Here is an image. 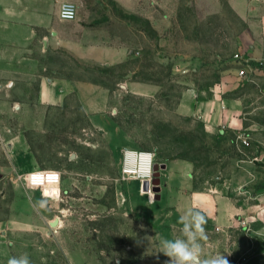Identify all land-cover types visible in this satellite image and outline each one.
<instances>
[{"label":"rangeland","instance_id":"rangeland-1","mask_svg":"<svg viewBox=\"0 0 264 264\" xmlns=\"http://www.w3.org/2000/svg\"><path fill=\"white\" fill-rule=\"evenodd\" d=\"M136 2V13L117 0H83V7L78 6L96 14L86 26L105 29L106 37L126 49L128 57L119 65L85 68L65 52L50 51L42 34L26 38L23 45L0 31V101L12 105L7 106L10 111L0 108V162H10L7 143L19 136L38 164L33 172H48L50 183L44 191L53 196L32 188L43 202L41 226L31 235L14 237L7 259L27 254L31 264H166L160 227L149 216L162 202L153 191H145L141 181L122 179L126 150L150 152L156 164H166L162 186L174 162L193 165L195 189H200L233 175L241 160L256 178L253 188L264 191V138L227 127L208 132L197 113V103L212 99L219 89L232 96L263 94L255 84L243 86V81L233 91L224 88L241 68L236 55L242 54L246 21L229 0ZM8 44L13 52L4 57L2 49ZM263 68L256 62L250 77ZM55 80L68 84L64 100L58 106L44 105L43 85ZM77 80L105 88V114L93 119L102 129L92 124L76 98L72 88ZM138 84L152 90H136ZM186 93L195 99L194 110L181 107ZM87 94L92 100L94 91ZM263 111L251 115L263 125L262 135ZM0 183V219H6L9 197L18 191L8 181ZM164 204L167 208L166 199ZM57 218L60 224L52 228ZM261 227H250L258 233L233 231L232 264L242 257L248 259L246 264H264Z\"/></svg>","mask_w":264,"mask_h":264},{"label":"crops","instance_id":"crops-1","mask_svg":"<svg viewBox=\"0 0 264 264\" xmlns=\"http://www.w3.org/2000/svg\"><path fill=\"white\" fill-rule=\"evenodd\" d=\"M66 1L71 0H0L1 34L5 37H17V44L23 45L26 38L38 35L40 37L42 34L50 51L65 52L85 68L95 69L121 64L128 57L126 49L118 42V45L115 44L113 38L106 37L105 29L84 24L87 20L95 19L96 14L87 13L86 9L79 10L80 6L82 8L84 5L83 0H74L78 9L76 20L66 21L60 18L61 3ZM117 1L124 9L136 13L137 0ZM229 2L234 12L249 26L247 33L241 37L242 55L264 66V0ZM71 27L73 29H70ZM37 40L40 42L39 38ZM8 45L2 49L4 57L13 52L11 45ZM235 74V80L230 85H225V90L233 91L241 86L243 81V86L255 84L263 94L255 98L242 92L241 95L232 96L221 93L219 89L212 99L197 103V113L208 132L227 127L240 135L243 131L250 132L254 138L262 140L263 125L256 124L257 119L251 115L253 112L264 110V68L256 70L254 78L250 75L249 78L240 77L237 69ZM74 84L72 90L92 124L102 129L93 119L99 114H105V88L92 81L77 80ZM67 88V82L60 80L44 84L41 103L47 106L60 105ZM151 88L152 86L138 84L136 90L149 92ZM88 91H94L92 100L88 97ZM194 103V97L186 93L181 107L188 105L194 110ZM9 105L12 106L10 100L0 101V108L6 106L10 111L7 107ZM258 106H261V109H258ZM2 133L0 129V138H3ZM19 139L18 136L7 143L10 162L6 165L0 162V182L8 181L17 187L18 191L9 197L11 203L8 218L0 219V264H7L6 249L14 244V237L31 235L33 230H39L41 226V202L26 179L28 173L38 170V164L33 153L25 145L21 146ZM30 156L33 157V162L29 161ZM235 166L233 175L195 189L193 165L190 162L180 161L170 165L167 172L165 171V185H161V200H158L162 202L158 205L162 208L149 215L160 227V239H173L180 235L182 225L179 223V217L190 208H198L206 217L204 228L207 240L202 241L204 257L220 254L227 259L228 264H232L233 231L249 226L250 231L258 233L259 229L252 230L250 227L259 223L264 228V191H256L253 188L256 178L248 162L240 160ZM165 199L167 208H163L166 207ZM9 241L12 243L9 244Z\"/></svg>","mask_w":264,"mask_h":264},{"label":"clouds","instance_id":"clouds-1","mask_svg":"<svg viewBox=\"0 0 264 264\" xmlns=\"http://www.w3.org/2000/svg\"><path fill=\"white\" fill-rule=\"evenodd\" d=\"M73 15L72 11L63 13L65 18H71ZM179 223L182 225L180 235L173 239L159 240L161 253L169 258L166 264H228L227 259L220 254L204 257L202 241L207 240L204 228L206 217L201 210L188 209L179 217ZM11 243L9 241V244ZM7 264H31V261L27 254H22L10 257Z\"/></svg>","mask_w":264,"mask_h":264},{"label":"built area","instance_id":"built-area-1","mask_svg":"<svg viewBox=\"0 0 264 264\" xmlns=\"http://www.w3.org/2000/svg\"><path fill=\"white\" fill-rule=\"evenodd\" d=\"M65 11H72L74 15L71 18H65L63 13ZM59 16L62 20L73 21L78 17L77 6L72 2H63L60 6ZM236 59L241 65L239 69V76L242 78H249L250 70L255 61L244 55L237 54ZM259 64V63H258ZM155 157L152 153L146 151H132L126 150L124 152L123 166L121 170V176L124 181L139 180L142 185L146 182L152 183L155 175ZM28 185L32 188H41L43 190V196L47 197L44 191V187L50 183L48 172L36 171L26 176ZM49 196L47 198H52ZM248 259L242 257L235 261L234 264H246Z\"/></svg>","mask_w":264,"mask_h":264},{"label":"water","instance_id":"water-1","mask_svg":"<svg viewBox=\"0 0 264 264\" xmlns=\"http://www.w3.org/2000/svg\"><path fill=\"white\" fill-rule=\"evenodd\" d=\"M155 175H154V179L152 181V183H144L143 184V189L145 191H150L152 190L155 194V200H161V190H162V187H161V170L162 169H166V164L162 165L160 167V165L158 164H155ZM51 227L54 228V227H58L59 226V219H55L54 221H52L50 223Z\"/></svg>","mask_w":264,"mask_h":264},{"label":"bare ground","instance_id":"bare-ground-1","mask_svg":"<svg viewBox=\"0 0 264 264\" xmlns=\"http://www.w3.org/2000/svg\"><path fill=\"white\" fill-rule=\"evenodd\" d=\"M152 191V190H151ZM154 193V192H153ZM59 224H60V220H59Z\"/></svg>","mask_w":264,"mask_h":264}]
</instances>
